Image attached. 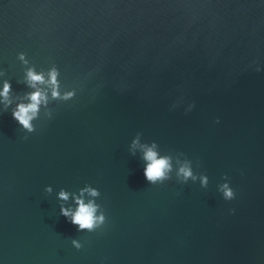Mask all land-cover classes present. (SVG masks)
<instances>
[{
  "label": "water",
  "instance_id": "water-1",
  "mask_svg": "<svg viewBox=\"0 0 264 264\" xmlns=\"http://www.w3.org/2000/svg\"><path fill=\"white\" fill-rule=\"evenodd\" d=\"M6 82L0 264H264V0H0Z\"/></svg>",
  "mask_w": 264,
  "mask_h": 264
},
{
  "label": "clouds",
  "instance_id": "clouds-1",
  "mask_svg": "<svg viewBox=\"0 0 264 264\" xmlns=\"http://www.w3.org/2000/svg\"><path fill=\"white\" fill-rule=\"evenodd\" d=\"M21 59L23 57L21 56ZM57 71L55 69H52L49 72V83L53 86V97H57L59 95V92L56 90L57 85ZM27 79L32 87H36L38 83H44V76L41 73H36L33 70H28L27 72ZM10 90V85L6 82L4 84L3 91L0 92V96H3L6 100L8 97V92ZM71 94L69 93L68 96ZM30 103L27 105L20 104L17 107V110L13 112V118L17 120L21 125H23L24 128L29 129L31 131V120L36 116L39 105L42 101L45 100L44 94L37 90L29 95ZM144 159L148 161L149 163L144 169V176L145 179L149 182L155 183L157 180H162L165 178V172L169 168V163L166 158H157V154L152 151L151 148H149L144 155ZM185 178L191 176V171L187 168H181L180 170ZM206 183V180L204 181ZM50 190V189H49ZM92 195H97L95 190L91 192ZM224 195L226 198L232 197V191L227 188V186H224ZM60 196L62 199H67V194L64 192L60 193ZM78 208L75 213H70L68 210L61 209V212L63 215L72 216L71 222L75 225L79 226V229H89L91 230L94 225L97 222V217L95 216L96 208L92 203L84 204L82 200H78ZM101 221L103 220V217L99 218ZM74 244H76L75 241H73ZM77 248H79V245L76 244Z\"/></svg>",
  "mask_w": 264,
  "mask_h": 264
}]
</instances>
